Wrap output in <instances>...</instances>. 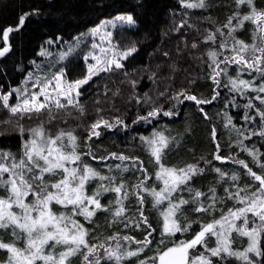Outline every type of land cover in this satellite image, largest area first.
<instances>
[{
    "label": "trees",
    "instance_id": "16d2710c",
    "mask_svg": "<svg viewBox=\"0 0 264 264\" xmlns=\"http://www.w3.org/2000/svg\"><path fill=\"white\" fill-rule=\"evenodd\" d=\"M184 1L10 0L0 13V50L9 49L0 56V92H11L16 101L61 71L71 82L86 77L87 63L82 56L88 48L85 43L91 41L90 30L118 15H132L135 20V24L117 26L112 43L117 48L134 47L136 51L125 58L122 67H112L93 77L80 89L81 97L75 103H62L63 107L52 106L40 112L23 110L12 114L0 101V152L11 154L0 158V164L10 168V163L18 165L25 159V142L30 138V130L43 126L49 136L55 137L63 131L76 137L75 154L80 159L72 165L78 170L87 166L98 173L86 182L87 192L94 183L106 187L101 177H110L109 173L115 178L110 182L111 188L124 185L117 193L125 208L120 216L114 215L121 207L117 203L110 211L106 207L97 210L88 222L78 215L79 221H84L87 243L97 249L89 259L99 258L100 264L153 261L166 248L191 240L203 226L228 215L229 210L244 206L240 198L246 199L259 185V181L247 174L248 169L264 177V135H261L264 119L260 116V112H264V92L259 91L264 87V74L257 70H264V63L249 68L246 64L232 62L238 55L249 63L256 57H264V53L252 48V45L264 48V33L258 32L252 21L243 20L245 15L251 14V6L246 3L204 0L205 7L186 10ZM253 4L257 11H264V0H253ZM26 13L30 15L19 26V18ZM229 17L233 19L225 27ZM261 25L264 28V23ZM18 26L19 30L4 38V30ZM209 35H214L215 39H207ZM236 41H242L248 49L240 52ZM213 52L215 57L210 55ZM240 81L248 82L249 86L245 87ZM189 95L210 103L198 104L196 100L185 98ZM152 111H158V115L148 117ZM118 119L123 123L118 124ZM103 121L113 126L105 127ZM98 122L100 126L96 131L100 134L96 136L91 126ZM154 133H163L169 138V147L162 153L159 164L147 143ZM113 154H123L130 159L121 161ZM217 155L222 158L215 159ZM161 165L166 169L178 170L188 165L203 169L169 198L173 204L180 199L191 200L195 193L189 189L199 190L209 197L201 196L200 203L182 205L171 218L188 231L163 232V214L169 208V200H163L164 205L159 209L151 194L152 189L159 192L164 188L163 180L156 175L161 172ZM233 175L237 177L235 181ZM44 176V183L48 179L46 184H54L53 177L48 173ZM210 188L215 189V207L206 213L194 212V208L213 202ZM241 189L246 191H240L239 197H229V192ZM31 196L30 193L26 201ZM105 197L99 199L102 205ZM49 207L56 213L61 206L51 202ZM141 211L150 228L143 223ZM148 232L152 233L148 237L151 243L139 251L142 245L138 242L144 241ZM6 235L0 240L11 244ZM214 238L215 235L208 234L207 248L214 244ZM226 239L230 250L238 253L244 252L250 243L248 236L235 230L229 232ZM124 243H130L132 250L129 251L137 255L119 262L108 259L107 255L101 257L104 250L117 252V245ZM259 248L261 255L249 252L247 261L226 254L220 261L213 259L212 264H249V261L264 264V232L259 237ZM81 251L86 253L87 249ZM9 255L6 249H0V264H5ZM70 260L71 264H82L83 256L77 253Z\"/></svg>",
    "mask_w": 264,
    "mask_h": 264
},
{
    "label": "snow or ice",
    "instance_id": "6c2138e0",
    "mask_svg": "<svg viewBox=\"0 0 264 264\" xmlns=\"http://www.w3.org/2000/svg\"><path fill=\"white\" fill-rule=\"evenodd\" d=\"M238 4H248L251 6V14L245 15L243 20L252 21L257 25V31L264 33V28L261 27V24L264 23V11H257L253 4V0H236ZM189 7H205L204 0H199V4H189ZM30 15L26 13L19 18V26L24 24L26 16ZM119 21L127 22L128 24H135V20L132 15H120L116 17ZM233 17H229V24L225 25L228 27L231 24V20ZM243 20H241L240 26H243ZM19 26L17 28L9 27L3 32V36L7 39L8 34L19 30ZM94 32H98L99 29H94ZM219 31V29L217 30ZM235 31V29H232ZM110 35V34H109ZM231 35V32L229 33ZM209 40H214V35H209ZM264 39V37H262ZM51 43V41H49ZM236 44L240 45L239 51L244 52L248 49V45L244 44L242 41H236ZM196 45H193L195 47ZM253 51H260L264 53V48L257 49L255 45H252ZM8 48H4L0 50V56L5 55L8 51ZM136 49L133 47L129 49L122 55L127 57L131 53L135 52ZM211 56L215 57L216 53H210ZM232 62L235 63H243L246 64L249 68L255 67L257 63H264V57H256L255 60L249 63L244 59L243 56H239L234 58ZM115 63V67L119 68L122 65L119 62ZM218 67V65H217ZM107 70V69H104ZM258 71H262L264 74V70L257 69ZM96 73L92 70L91 66L89 67V74L85 79L75 81L74 84H70L69 87H79L80 85L86 84L89 79H91L92 75ZM216 75H219L217 72ZM63 76V71H61L59 77H54V79L59 80ZM215 79V77H213ZM50 83V82H49ZM240 84L245 85V87L249 86L248 82L240 81ZM233 87H237L236 83H233ZM43 93V89L41 90ZM259 91L264 92V87H261ZM188 100H196L195 96H186ZM5 104H7L8 96L2 97ZM46 99L48 97L46 96ZM257 99H261L257 97ZM37 98L35 96L32 97L31 100L25 99L23 105L12 107L11 111L13 113L21 110V108L25 112H40L43 108L46 107L45 103H37ZM69 103H72V100L69 99ZM198 104L200 103H210V101H200L196 100ZM262 103H264V99H262ZM58 107H63L57 102ZM165 115H170L171 113H164ZM158 115V111H152L148 113V117ZM260 116L264 119V112H260ZM148 117H140V119H147ZM105 127H112L110 123L107 121L102 122ZM118 124H122L123 121L117 120ZM135 123V121H134ZM100 126V122L93 124L92 134L98 136L100 133L96 131V129ZM21 133H23L24 129H20ZM33 139L25 142V152L24 156L27 157V163L24 160H21L20 163L13 164L12 169L19 168L20 171L13 173V178L9 180L2 181V183L8 187V196L7 198L0 197V229H11L12 236L19 238L16 229H20L22 232L27 235L26 247L23 249L17 248L15 243L8 244L4 243L0 240V249H6L9 252V257L7 264H36L37 261H43L44 264H71V257L80 253L83 256L82 264H100L99 258L94 260L89 259L90 255L96 253V246L89 245L85 239L87 232L84 230L83 225L79 224L78 221L72 219V216H66L64 213H61L59 216H56L52 213L51 208L49 207L50 203L55 201L56 204H61L67 207L68 205H72L71 212L73 215H81L84 216L85 219H90L97 210H103L105 208L98 199V197L105 191H112L116 193H120L124 188L123 184L112 188H105L103 185L94 192L91 196H86L84 194V186L87 181L91 178L98 175L93 169L90 167L84 166L82 169L78 170L77 168L69 169L66 167V163H74L80 159L79 155L75 154V141L76 137L71 133H65L61 131L54 138L51 136H45L43 126L38 129L30 130ZM264 135V133H261ZM67 137L68 144L72 146V150L70 153H65L63 149L65 148L64 139ZM39 138V142L38 139ZM91 139V137H89ZM147 139V138H142ZM147 143L150 146V151L152 157L155 159L156 163L159 164L161 160L162 153L165 149L169 147V138L164 136L163 133H154L151 139H147ZM10 153L0 152V158L10 156ZM117 159L121 161L129 160L130 158L124 156L123 154L116 155ZM222 157L217 155L215 159L220 160ZM43 161V164H41ZM239 163L243 164V161H239ZM119 169L121 165H116ZM161 167V172H158L157 179H162L164 183V188H162L159 192L155 189L151 190V194L155 197V203L160 204L163 200H169L171 193L176 191L180 185L187 184L194 176L199 175L203 172V169L198 168L196 165H188L183 169H166ZM247 168V165H244ZM264 167V165H262ZM57 170H62L63 179L59 180L54 184H46L45 173L55 175L57 174ZM127 170V166L125 169ZM10 168L0 164V175L5 172H9ZM217 172H220V169H216ZM26 173H30L28 176ZM248 175H251L254 180L259 181V185L254 190L250 196L245 198H240V203L244 204L245 207H241L236 211L229 210L228 216H222L221 220L214 221L213 223H209L202 227L201 231L195 233L193 238L189 241H183L180 245L174 248H168L166 251L162 252L159 255L160 264H167L165 261L166 257H169L170 254L180 253V258L178 264H212V260L207 256L201 255L192 261L187 260V253L189 249L195 248L197 245H201L205 243V237L207 234L216 235L218 238V246L216 248L208 249L211 256H221L222 253H227L228 255H235L244 260H248L247 253L254 252L257 255H261V251L259 248V237L262 232H264V177L260 175H256V173L252 172L251 169H248ZM224 174L221 173V176ZM101 179L114 180V177H101ZM232 179L235 181L237 177L233 175ZM139 187V185L137 186ZM49 188H54L57 191L52 192ZM148 191V189H145ZM190 192H194V196L191 200L180 199L178 203H171L169 200V208L163 214L164 215V233H174L180 231H188L187 227L182 228L179 223L175 219H171L175 216V213L180 210L182 205L185 204H196L200 203L199 197L205 196L206 199L209 197L207 194L200 192L199 190L189 189ZM240 191H246V189H241L236 193L229 192L228 195L230 198H237L240 196ZM209 192L212 193V203H209L206 207H196L193 209L194 212L197 213H206L215 207V189H209ZM32 194L35 197V202L31 205L26 204L24 202V198L29 194ZM127 193H125V197ZM142 203V198L141 201ZM117 204H121V207L117 208L114 213L115 216H120L125 208L123 207L120 200H117ZM13 205H16L21 210V215H17L16 213L11 211ZM89 206H94L91 210H89ZM107 210H111L110 208ZM139 210V209H138ZM35 212L37 215L33 217L32 213ZM248 213H252L254 217H258L260 223L256 224V221L253 220L252 223L255 225L251 229H248L246 226L249 223L248 221ZM141 217H143V223L147 225L148 228L151 225L148 224L147 217L143 216V212H140ZM232 218V219H230ZM243 218L244 227H236L234 220H238ZM228 224V231L235 230L239 232L241 235L249 237V246L245 249L244 252L238 253L230 250V245L227 239H225V231L224 225ZM216 225H220L221 230H217ZM128 225L126 224L125 227ZM137 227L139 224L136 225ZM51 228V230H49ZM151 232H148V236L145 237V240L142 242H138L142 245L139 251L143 250V246H147L151 243L148 239L151 236ZM114 239V237L112 238ZM124 239H129L128 237H124ZM51 242V244H50ZM64 245L66 246V250L63 252H59L58 256L49 253L47 255L44 254L45 246H49L50 248H55L56 245ZM119 248V245H117ZM87 249V252L84 253L81 250ZM107 258L119 262L121 260V255L118 254L114 250H106ZM127 256H136L137 252L130 251L126 254ZM143 264V262H141ZM249 264H252L249 261Z\"/></svg>",
    "mask_w": 264,
    "mask_h": 264
},
{
    "label": "rangeland",
    "instance_id": "374dc122",
    "mask_svg": "<svg viewBox=\"0 0 264 264\" xmlns=\"http://www.w3.org/2000/svg\"><path fill=\"white\" fill-rule=\"evenodd\" d=\"M9 1L10 0H0V13L6 8ZM184 2H185L184 4L186 7L185 8L186 10L194 8V7H189L188 6L189 4H199V0H185ZM118 16H120V15H118ZM118 16H116V17H118ZM116 17L109 19V20H103L98 25H96L95 27H93L90 30L89 38L91 39V41L89 43L88 42L85 43V44H88V48L85 50V53L82 56L84 62L87 63L86 77L89 74V67L90 66H91L92 70L96 73L95 75L91 76V79H92L93 77L99 76L102 73L107 72L112 67H115V63H113V62H119L122 65V62L125 60L126 57H124L122 54L125 53L126 51H128L129 49L125 50L122 48H117L112 43V36H113V34L115 32V28L117 26H123V25L125 26V25H130V24H128L127 22H124V21H119L116 19ZM97 28L99 29V31L94 32L93 30L97 29ZM104 69H107V70H104ZM59 76H60V73L56 74L55 76H53L52 78L47 80V82L43 86L39 87L35 91L30 92L28 95L24 96L19 101H16V99L13 98V95L11 92H6V93L0 92L1 105L7 109L8 113L13 114V112L11 111L12 107H17V106L23 105V102L25 99L31 100L33 96H35L37 98V100H36L37 103H45L46 104L45 108L52 107V106L55 107V106H57V102L60 105H62V103L63 104H72V103H75L76 101H78L79 98L81 97L80 89L85 84L80 85L79 87L70 88L69 85L74 84L75 81L71 82V81L67 80L64 75L59 80L54 79V77H59ZM86 77H84L83 79H85ZM91 79H89L88 82ZM80 80H82V79H80ZM42 89H43V93L41 91ZM4 96H8L7 104H5L4 100L2 99V97H4ZM46 96L48 97V99H46ZM69 99L72 100V103L68 102ZM18 111H23V109L21 108V110H18ZM30 134H29L30 138H28L26 141H30L31 139L34 138L32 133H30ZM45 136H49V135L45 133ZM37 139L39 142V138H37ZM64 144H65V148L63 149V151L65 153H70L72 150V146L70 144H68L67 137H65V139H64ZM23 160L27 163H30L27 161V157H25V159H23ZM75 163H78V161H75ZM10 164L12 166L14 164V162H12ZM41 164H43V161H41ZM66 164H68V163H66ZM69 164H70V166L67 165L69 169L75 168L74 165H72V163H69ZM11 166H10L11 172H5L2 175H0V196L3 198H7V196H8V190L7 189L9 186L4 185L2 183V181L9 180L10 178H13V173L20 171L19 168L12 169ZM103 167L106 168L107 166H103ZM61 173H62V170H57V174H55V175L48 174V175L53 177L54 183H57L59 180L63 179V175ZM26 175L30 176L31 174L26 173ZM108 176L112 177V174L109 173ZM106 178H108V177H106ZM45 182L47 183L48 179H46ZM110 182L112 183V180L111 181L108 179L103 180V183L106 184L105 188H107V187L111 188L112 184ZM84 187L86 188V183H85ZM85 188H84V194L86 196H91L94 192H96L100 188V186L98 183H94L93 187H91V189L88 192L86 191ZM49 190L52 192L57 191L54 188H49ZM108 196L110 197L109 199H108ZM100 197L106 198V202H102V203L104 205H106L105 207L108 209L109 208L111 209V207L114 208L113 206L117 203V200H119L118 194L116 192H112V191L102 192V194L98 197V199H100ZM25 198H24V202L26 204L31 205L35 202V197L33 195L30 197L29 201H26L28 199H25ZM53 203H54V205L61 206V207H59L60 211L54 213L56 216H59L61 213H64L66 216H72V219L78 221L79 224L83 225L84 221L83 220H81V222L79 221L78 214H76V215L72 214V212H71L72 205H68L67 207H65L64 205L56 204L55 201H53ZM163 205H164V203H160L157 207L159 208V206L162 207ZM93 207L94 206H89V210H91ZM242 207H245V205ZM236 210L237 209H235L233 211H236ZM11 211L16 213L17 215L22 214L21 210L16 205L12 206ZM32 215H33V217H35L37 215V213L33 212ZM228 215H226V216H228ZM247 216H248L249 223L247 224L246 227L248 229H251L252 227L255 226L252 223L253 220L256 221V224L260 223L258 217H254L252 215V213H248ZM84 219H85V217H84ZM230 219H232V218H230ZM219 220H221V219H219ZM85 221L88 222V219H85ZM236 222L239 223V224H236V227H244L245 226L244 222H243V218L238 219V220H234V223H236ZM163 224H164V221H163ZM216 228L218 231L221 230L220 225H216ZM227 229H228V224H225L224 229H223L225 231V237H224L225 239H226V237H228V233L232 231V230L228 231ZM49 230H51V228H49ZM16 232L18 233V236H19L18 239L16 237L12 236V230L11 229H0V239L5 237L4 234H7L6 237L8 238V240H10L11 244L15 243V246L17 248L23 249L26 247L27 235H26V233L22 232L20 229H16ZM207 236H208V234L206 235V237ZM206 237H205V240H206ZM213 243L215 245L213 244L212 246H210L208 248H207V243L205 242L204 244L197 245L195 248L189 249L188 253H187V260L192 261L201 255L207 256L211 260L217 259V258H218V261L222 260L221 257L225 256L227 253H222L221 256L213 257V256H211L210 252H208V249L216 248L218 246L217 236H216V239L214 238ZM50 244H51V242H50ZM177 246L178 245H175V246H171L169 248H174ZM167 249L168 248H166L164 251H166ZM65 250H66V246H64L62 244L56 245L55 248H50L49 246H45L44 254L47 255L49 253H52L53 255L58 256L59 252H63ZM129 250H132L130 243H124V244L120 245L119 248H117V253L120 254L122 257L121 260L129 258V256L126 255L128 252H130ZM164 251H162V252H164ZM162 252L158 253L154 257L153 261H150V262H144L143 261V264H160L159 255ZM100 254H101V257H105L107 255L106 250H104ZM168 258L169 257H166L165 261ZM5 264H7V262ZM36 264H44V262L43 261H37Z\"/></svg>",
    "mask_w": 264,
    "mask_h": 264
},
{
    "label": "water",
    "instance_id": "95a60500",
    "mask_svg": "<svg viewBox=\"0 0 264 264\" xmlns=\"http://www.w3.org/2000/svg\"><path fill=\"white\" fill-rule=\"evenodd\" d=\"M180 258V253H173L169 256V258L166 260L167 264H178Z\"/></svg>",
    "mask_w": 264,
    "mask_h": 264
}]
</instances>
